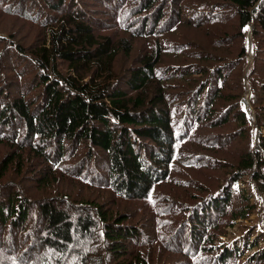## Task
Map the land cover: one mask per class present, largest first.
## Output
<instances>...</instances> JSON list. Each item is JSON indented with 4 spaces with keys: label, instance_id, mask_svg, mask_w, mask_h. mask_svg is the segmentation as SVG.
<instances>
[{
    "label": "trees",
    "instance_id": "trees-1",
    "mask_svg": "<svg viewBox=\"0 0 264 264\" xmlns=\"http://www.w3.org/2000/svg\"><path fill=\"white\" fill-rule=\"evenodd\" d=\"M227 11L236 13L235 31H215ZM181 23L207 29L216 51L199 44L189 61L161 66L156 37ZM25 24L34 30L28 41L14 30ZM250 28L253 63L243 73ZM142 37L156 45L133 58ZM246 82L253 119L242 104ZM197 123L233 125L213 136L221 147L222 135L243 139L242 149L216 159L225 180L163 227L187 264H233L259 237L227 246L212 229L221 215L226 223L255 208L243 177L264 199V0H0V264H151L127 257L128 244L159 225L153 214L164 200L147 207L143 224L129 201L149 200L171 177ZM67 184L107 189L116 206L72 200ZM246 262L264 263V246Z\"/></svg>",
    "mask_w": 264,
    "mask_h": 264
},
{
    "label": "rangeland",
    "instance_id": "rangeland-1",
    "mask_svg": "<svg viewBox=\"0 0 264 264\" xmlns=\"http://www.w3.org/2000/svg\"><path fill=\"white\" fill-rule=\"evenodd\" d=\"M225 14L228 19L224 24L215 27L214 29L215 31H218L226 28L227 31H231V33H233L237 22L236 13L234 11H227ZM20 25L21 23L18 24V26ZM18 26L14 27V30H18V32L15 31L17 32L15 35L18 39L23 37L25 41H28V38L32 37L34 30L26 24L22 25L20 28ZM206 30L207 29L205 28H196L193 25L181 23L178 27H174V29L166 31L156 37L159 40L158 43L161 44L159 47L163 52L162 62L160 65L167 66V64H179L183 61H189L187 54L196 50L193 46L199 44L203 45L205 48L216 51L212 44L213 38L210 34H205ZM215 31H212V33H214L217 37ZM251 36L252 29L250 28L248 30L246 40L248 58L246 60L243 73H246L253 63V43ZM134 42V51L132 53L133 58L145 53L146 50L150 51L154 49L156 45L153 37L136 38ZM239 46V43L231 44L230 53L238 52ZM217 51L220 53H227L224 48ZM128 64L120 65L126 67ZM246 84L248 86V93H250L249 83L246 82ZM242 104L244 106L243 100ZM249 112V117L253 119L255 115L251 105ZM232 128H234L233 125L209 128L200 126V123L195 124L189 137L186 139L187 141L184 140L186 142L183 145L181 144L184 141H181L179 144L181 145L178 147L179 155L176 159L171 177L155 187L152 197H150L149 200L129 201L132 207L137 209L140 214H142L141 224L148 219L150 211L147 210V207L149 205L153 206L158 199H162L164 200V207L161 208L163 212L153 214V217L157 216L159 225L154 224L153 228L150 226H148L147 229L144 228L145 234H142L140 239H135L133 242L128 244L129 249L130 247L131 249L130 254L127 255V257L133 258L136 261L146 260L151 264H156L157 262L164 260V257H166V260L172 262V264H187L183 254L178 251H173V248H180L181 243H177L176 240H168L169 234L167 228L163 227V225L172 219L174 215H177L179 220L183 219L187 216L190 205H195L199 196H203L206 193L214 191L225 180L227 177V171L221 168V164L217 163L216 159L235 158L232 155H237L239 153L242 149V143L244 140L239 139V141L236 142H228L225 136L222 135L220 139L227 143L229 147L232 146L231 150H227L228 146L221 147L219 141L217 142V139L213 135L215 133L225 134ZM257 138L258 131L257 128H254L252 130L253 144L257 142ZM180 180L184 181V186H180ZM239 186L242 190H245L244 192L251 195V203L255 204V208L249 217L232 218L226 223L224 220L228 215H221L214 222L215 226L212 229V233H214L216 239L215 242L217 244L223 242L227 246H232L235 243L238 246H243V243L246 240L249 242H255V239L259 237L258 244L251 246L249 249L244 248L242 250L245 252L243 257H241L238 261L233 262V264H252L246 262L247 257L260 247L264 246V199L250 176L243 177L239 182ZM64 188L65 190H63V192L69 193L72 200H74L77 195L79 198H83V200H88L90 202L95 201L96 203H100L108 208L112 207L114 209L116 206L112 202L115 200H112L114 196L113 193H110L107 189L85 187L81 193L78 192L79 186L76 184H67ZM46 194L45 189L34 190V196L36 197H43ZM170 199H173V206ZM237 201V198H235L233 204H237ZM181 203L183 206H180ZM218 226H220V229L215 231ZM102 264L113 263L108 258L105 261H102Z\"/></svg>",
    "mask_w": 264,
    "mask_h": 264
},
{
    "label": "water",
    "instance_id": "water-1",
    "mask_svg": "<svg viewBox=\"0 0 264 264\" xmlns=\"http://www.w3.org/2000/svg\"><path fill=\"white\" fill-rule=\"evenodd\" d=\"M243 103L245 106V111L247 112V115L249 116L250 112H249V108H250V93H248V95L243 99Z\"/></svg>",
    "mask_w": 264,
    "mask_h": 264
}]
</instances>
